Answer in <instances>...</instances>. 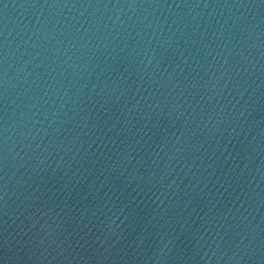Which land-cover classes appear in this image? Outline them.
Listing matches in <instances>:
<instances>
[{"label":"water","instance_id":"water-1","mask_svg":"<svg viewBox=\"0 0 264 264\" xmlns=\"http://www.w3.org/2000/svg\"><path fill=\"white\" fill-rule=\"evenodd\" d=\"M0 264H264V0H0Z\"/></svg>","mask_w":264,"mask_h":264}]
</instances>
